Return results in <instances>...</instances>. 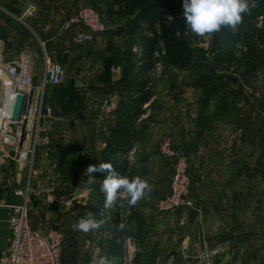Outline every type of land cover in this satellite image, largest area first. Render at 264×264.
I'll use <instances>...</instances> for the list:
<instances>
[{
  "label": "rangeland",
  "instance_id": "374dc122",
  "mask_svg": "<svg viewBox=\"0 0 264 264\" xmlns=\"http://www.w3.org/2000/svg\"><path fill=\"white\" fill-rule=\"evenodd\" d=\"M50 1L53 2V0H0V49L3 51L6 62L19 60L20 55L26 52L31 57L34 71L37 74L42 73L43 49L40 41L45 34V26L39 30L35 18L40 13L41 5L44 4L48 8ZM56 2L72 7V12H66L69 13L65 15L66 17L73 15L81 7L95 10L102 15L107 27L122 33V36L117 37L118 40L127 38L121 46L117 47V50L109 52L111 64L104 65L101 71L103 78H99V84L97 83L96 86L91 84L87 86L83 83V86L80 84L76 87L74 80L80 82V78L84 80L85 77L94 79L96 73L92 69V72H89L90 75L86 76L85 73H80L77 68H74L70 62L65 66L68 72L65 83L46 89L45 97L49 98L46 102L50 104V99L54 100L50 105L53 112L51 126L53 143L71 122L70 119H64L69 111L74 110L75 114L85 115L83 98L87 92L102 93L109 89L111 93H117L120 89L122 90L126 82L123 77L127 76V72H130L131 67L135 65L136 70H148L150 87L145 93L146 96L156 99L160 96H170L173 99L183 96L189 103L194 102L195 110L192 115L194 118L187 121L194 123L195 132L198 133L190 137L191 144L186 147L190 155L189 159H186L188 168H190V162H211L212 152H215L217 160L226 159L233 162L234 166H239V170L240 166L246 167L247 175H245L246 179L241 181V190L247 200H255L256 193L257 196L262 195L263 199L260 201L264 203V0H248V11L241 14V21L235 28L221 26L219 31L204 35H197L187 29L182 14V0H55ZM33 5L37 7V13L33 17H22L24 11ZM133 36L146 38L138 41L147 43L146 47L150 48V51H146L145 44L132 39ZM117 38L111 39L110 43H113L112 40L118 42ZM88 48L91 47L85 46L84 51L87 50V55H91L94 60L102 56L103 52L100 51L104 46H100L99 52ZM135 50L136 53L139 52L136 54L139 56L137 60L130 57V54L134 56ZM56 61L59 60L56 59ZM112 66L119 67L123 77L121 81L114 82V86H109L111 83L109 70ZM226 76L235 78L236 82L233 84L228 82L225 79ZM124 96L128 99V103H124L118 113L130 115L134 110L132 99L127 93ZM125 125L128 126V122H123V126ZM185 133L189 137L186 128ZM225 134L229 137L225 138ZM193 139L199 144L192 146ZM209 142L214 143V149H210ZM174 147L182 155L180 150L183 146L179 148L180 146L176 144ZM48 150L51 151L52 147L47 149V154H49ZM81 152L86 155H81ZM87 153L90 154L87 155ZM95 154V152L84 150L75 151L74 160L70 161L75 162L77 167L73 170H79V162H90ZM136 154L137 150L130 157V162H136ZM57 161L61 162L60 171L64 175L63 155ZM12 169L16 173L13 166ZM237 169L233 171V175L238 174ZM7 171L12 172L10 169ZM21 175L24 174L21 173ZM70 175L76 176L73 172ZM188 175L191 197L193 188L202 189V186L206 184L203 183V177H198L199 174L194 173L193 176L188 170ZM219 175L222 176L223 173ZM171 176L172 168L169 183ZM235 178L232 177L233 181L230 182L233 189L238 188L240 182ZM37 182L39 186L36 185V187L40 192H36L37 195L32 197V204L39 210L37 209L32 215L30 213V225L34 229L56 230L62 234L63 248L60 260L63 264V254L70 255L78 249L77 244H72L71 247L69 243L75 241L72 237H75L78 231L70 235L69 226L58 223L59 220L62 222L63 216L54 217L53 214H46V211L55 213L56 203L60 197L65 196L63 190L66 185L63 188L61 181L60 188L51 191L44 189L39 177ZM47 196L51 197L52 201ZM93 202L96 200L93 199ZM60 207L62 209L63 206L60 205ZM194 208L195 205L187 210L179 211L187 213L192 212ZM92 217L98 222L101 215L93 214ZM251 217L253 220L256 218L254 215ZM80 218L79 214L75 215L76 221ZM125 218L127 216L121 219L125 221ZM262 219L264 222V214ZM4 220L6 221L5 211L0 208V258L5 250V236L9 232ZM56 220H58L57 224H55ZM98 228L102 227L99 225ZM98 228L87 233L80 232L82 237L78 235L83 243L81 244L83 257L80 264H92L99 257H106L110 264H165L166 255H163L164 253L158 248L146 249L139 244L135 246L132 256L127 255L123 258V255L121 258L122 232L117 231L113 225H105L100 234L101 231ZM70 249H72L71 252ZM175 249L169 246L164 250L170 253Z\"/></svg>",
  "mask_w": 264,
  "mask_h": 264
},
{
  "label": "crops",
  "instance_id": "0c3cea01",
  "mask_svg": "<svg viewBox=\"0 0 264 264\" xmlns=\"http://www.w3.org/2000/svg\"><path fill=\"white\" fill-rule=\"evenodd\" d=\"M47 6L48 8L44 4L41 5L40 13L35 18L39 30L44 26L51 28L50 34H43L41 40L45 42L47 55L52 60L58 59L65 66L72 62V66L80 73H85L86 76H89L94 69L96 73L94 79L80 78L79 85L83 86V83H86L87 86L89 84L96 86L97 83L99 84V78H103L101 71L104 65L111 64L109 52L117 50V47L121 46L127 37L118 40L117 37L122 36V33L108 27V32L98 37L93 43L71 47L65 34L57 35V29L66 18L65 15L72 12V7L60 2L55 3V0L50 1ZM116 38L118 42L112 40L113 43H110L111 39ZM132 39L145 44L146 51H150V48L146 47L147 43L138 41L146 38L133 36ZM88 45L91 47L88 49L95 52H99L100 46H104L100 51L103 52L102 56L94 60L91 55H87L84 47ZM67 48L70 49V54L64 55L63 50ZM130 57L133 60L139 58L135 54L134 56L130 54ZM118 68L113 66L110 68L111 83L109 86H114V82L121 81L123 76ZM147 71V69L136 70L135 65L132 66L127 76L123 77L126 82L122 90L120 89L117 93H111L109 89L102 90V93L100 91L87 92L83 98L85 115L75 114L76 112L72 110L64 117V119H70L71 122L64 128V133L62 132L58 140L53 143L52 150H48L49 157L58 159L63 155L64 175L62 173L61 185H64L63 188L66 185L63 190L64 201L61 204L63 207L61 209L56 204L55 213L47 209L46 214H53L54 217L63 216V223L61 220L58 223L69 226L70 235L77 231L73 228L77 222L75 215L79 214V218H83L88 214H100L98 223L102 228L105 225H113L117 231L122 232L121 258L125 252L132 256L135 246L139 244L146 249L158 248L164 253L163 255H166L165 264H264V222L262 219L264 203L260 201L263 196H257L256 193L255 200L246 199L241 190V181L246 179L245 175H247L246 167L241 168L240 166L239 170V166H234L233 162L226 159L217 160L215 152H212L211 162H190L188 170L191 175L199 174L198 177H203V183L206 184L202 186V189L193 188L191 190V199L195 205L192 212L174 210L159 213L154 208L155 203L168 193L171 173L170 162L159 155L158 150L162 141L168 139L173 148L176 144L180 146L179 148L189 147L192 141L190 137L194 133L196 136L198 132H195L194 123L187 121L194 118L192 116L195 110L194 102L189 103L183 96L174 99L170 96H160L157 99L146 96L145 93L150 87V76ZM126 93L132 99L135 110L132 115L118 113L122 105L128 103V99L124 96ZM90 94L92 97L89 96ZM115 99H117L116 103H114ZM101 100H109L111 105L105 109ZM125 121L128 122V126H123ZM185 128L188 130L189 137L185 133ZM224 137L229 136L225 134ZM195 141L192 146L197 144ZM209 147L214 149V143L209 142ZM78 150L96 154L90 162H79V170L76 171L73 170L77 169L75 162L70 161L74 160L73 154ZM136 150V162H130L131 158L127 159L126 155L131 152L133 156ZM81 155L86 154L81 152ZM100 161L110 163L112 170L119 175L127 176L129 179L139 177L147 182L148 189L134 206L129 205L126 195L121 194L111 206L105 207V196L100 190V183L107 175V170L103 173H93L92 176L95 177L96 182L91 185L88 184L86 171L87 166L97 165ZM47 163L37 162V171L40 172V169ZM58 163L60 168L61 162ZM4 166L1 168L0 201L8 205H19L22 200L13 196L11 192L15 186L12 165L5 164ZM236 168L239 170L238 174L233 175ZM9 169L12 170L11 173L7 171ZM72 172L76 176L72 177L70 175ZM221 173H223L222 176L219 175ZM232 177L239 179L238 188H232V183H230L233 181ZM37 181L38 179L33 182L34 195L32 197L40 192L36 187V185L39 186ZM93 199L96 202H93ZM37 209L39 210L32 204L31 215ZM3 210L6 218L7 211ZM253 215L256 216L254 220L251 217ZM123 216H127L125 221L121 219ZM102 228H98L101 231L100 234L103 232ZM8 234L5 236V242ZM76 234L72 237L75 241L69 243L71 247L72 244H77L78 249L70 255L64 253L63 264H80L83 257L81 255V244L83 243L78 235L80 237L82 235L80 231ZM169 246L175 247V251L166 252L164 249ZM215 250L216 255L212 256Z\"/></svg>",
  "mask_w": 264,
  "mask_h": 264
},
{
  "label": "built area",
  "instance_id": "2783aa9c",
  "mask_svg": "<svg viewBox=\"0 0 264 264\" xmlns=\"http://www.w3.org/2000/svg\"><path fill=\"white\" fill-rule=\"evenodd\" d=\"M37 11L35 5L30 6L22 17H33ZM107 30V24L101 14L88 7H81L61 22L57 35L65 34L71 47H81L93 43ZM50 32V27L44 28L45 34ZM40 46L43 49L41 74L33 70L28 53H22L19 60L6 62L0 49V76L5 77L0 80V171L5 164L12 165L16 169L15 186L11 192L13 196L22 200L19 205H8L0 201V208L7 211L6 225L9 231L0 264H61L62 234L56 230L34 229L29 220L34 195L33 182L39 177L44 189L52 191L59 187L63 178L58 159L47 154V149L53 146L51 137L53 112L50 104L46 102L45 91L47 88L65 83L68 72L63 63L54 61L47 55L44 41H40ZM63 54L69 55L70 49L63 50ZM134 54L139 52L136 53L135 50ZM138 61L140 65V60ZM7 89L10 92L7 93ZM9 94L24 98L18 121H9L5 118ZM89 96L92 97L91 94ZM101 104L107 109L111 101L101 100ZM158 151L160 156L170 162L172 176L167 195L156 204L157 211L166 213L194 207L189 194L190 183L186 159L171 146L169 140H164ZM131 154V152L127 153V159ZM37 162L48 163L38 172ZM1 175L0 173V178ZM47 197L52 201L51 197ZM63 201L64 197H60L56 204L60 206Z\"/></svg>",
  "mask_w": 264,
  "mask_h": 264
},
{
  "label": "clouds",
  "instance_id": "9594fccd",
  "mask_svg": "<svg viewBox=\"0 0 264 264\" xmlns=\"http://www.w3.org/2000/svg\"><path fill=\"white\" fill-rule=\"evenodd\" d=\"M183 17L187 29L197 35L211 34L220 30L221 26L235 28L241 21V14L246 13L249 8L248 0H182ZM107 175L100 183V190L105 196V207L113 204L123 194L127 197L129 205H135L148 189L146 181L139 177L129 179L127 176L119 175L112 170V165L99 162L97 165H89L86 168L88 184L96 182L93 173ZM99 227V223L91 214L80 218L74 225V230L87 233ZM123 227V226H121ZM92 264H110L106 257L95 259Z\"/></svg>",
  "mask_w": 264,
  "mask_h": 264
},
{
  "label": "water",
  "instance_id": "95a60500",
  "mask_svg": "<svg viewBox=\"0 0 264 264\" xmlns=\"http://www.w3.org/2000/svg\"><path fill=\"white\" fill-rule=\"evenodd\" d=\"M3 78H5L4 75H1L0 80ZM225 79L228 82H231L232 84L236 82V79L230 76H226ZM75 86L76 87L80 86L78 81L75 82ZM116 101L117 99L114 100V103H116ZM23 103H24L23 96L10 95L7 100L5 118L9 121H18L22 113ZM180 153L182 154V157L184 159H189L190 155L188 154L185 146L181 148ZM263 262H264V246H263Z\"/></svg>",
  "mask_w": 264,
  "mask_h": 264
},
{
  "label": "bare ground",
  "instance_id": "6f19581e",
  "mask_svg": "<svg viewBox=\"0 0 264 264\" xmlns=\"http://www.w3.org/2000/svg\"><path fill=\"white\" fill-rule=\"evenodd\" d=\"M138 46H140V45H138ZM138 46H137V47H138ZM132 55H133V54H132ZM54 60H55V59H54ZM55 61H56V60H55ZM134 62H135V61H134ZM8 92H10L9 89H7V93H8ZM10 95H13V94H9V96H10ZM36 229H37V228H36ZM127 255H129V253H126V252H125V253H124V256H127Z\"/></svg>",
  "mask_w": 264,
  "mask_h": 264
},
{
  "label": "trees",
  "instance_id": "16d2710c",
  "mask_svg": "<svg viewBox=\"0 0 264 264\" xmlns=\"http://www.w3.org/2000/svg\"><path fill=\"white\" fill-rule=\"evenodd\" d=\"M46 99H47V101H49V98H48V97H47ZM53 101H54V100H52V98H51V99H50V105L52 104ZM57 101H58V100H57ZM134 111H135V110H133L132 113H134ZM132 113H131V115H132Z\"/></svg>",
  "mask_w": 264,
  "mask_h": 264
}]
</instances>
